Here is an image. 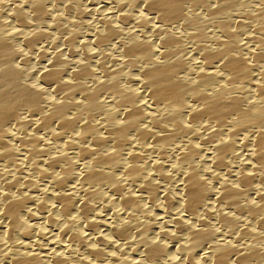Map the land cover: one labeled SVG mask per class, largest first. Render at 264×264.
I'll use <instances>...</instances> for the list:
<instances>
[{
    "label": "bare ground",
    "instance_id": "6f19581e",
    "mask_svg": "<svg viewBox=\"0 0 264 264\" xmlns=\"http://www.w3.org/2000/svg\"><path fill=\"white\" fill-rule=\"evenodd\" d=\"M0 264H264V0H0Z\"/></svg>",
    "mask_w": 264,
    "mask_h": 264
},
{
    "label": "rangeland",
    "instance_id": "374dc122",
    "mask_svg": "<svg viewBox=\"0 0 264 264\" xmlns=\"http://www.w3.org/2000/svg\"><path fill=\"white\" fill-rule=\"evenodd\" d=\"M87 4H90V5H87ZM84 3V6H82L83 7V9H91L92 7L94 8V7H96L95 5H94V3ZM93 4V5H92ZM86 6H87V8H86ZM88 7H90V8H88ZM107 7H109L108 5L106 6V8ZM94 15V16H93ZM93 15H90V14H87V15H85V17L87 18H85L84 17V21L82 20V22H81V25H82V27L85 25V27H83L84 29H85V31L81 28V29H78V31H76L77 32V34L79 35V37L80 36H83V35H85L86 33H87V31L89 30V28H90V26H92L93 27V22H95V19L98 17V13H97V16H96V13L95 14H93ZM91 16V17H90ZM93 16V17H92ZM92 20V21H91ZM84 22V24H82ZM87 23H88V25H87ZM91 23H93V24H91ZM91 24V25H90ZM89 26V27H88ZM87 27H88V29H87ZM87 30V31H86ZM75 31V30H74ZM49 33H48V37H49ZM51 37H52V35H50ZM50 37V38H51ZM47 39H49V38H47ZM19 47H21V45L19 44L18 45ZM16 47H17V45H16ZM29 59V61L26 63V65H27V67H26V69L27 68H29L28 70L30 71H33V72H37L41 67H42V64L40 63V62H37V60L36 59H34V58H28ZM34 59V60H33ZM36 60V61H35ZM33 61V62H32ZM15 62H17V61H15ZM17 63H20V62H17ZM30 63V64H29ZM39 65H41V66H39ZM33 68H32V67Z\"/></svg>",
    "mask_w": 264,
    "mask_h": 264
}]
</instances>
